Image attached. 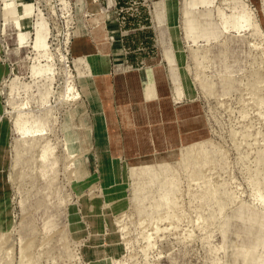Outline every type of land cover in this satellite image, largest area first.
I'll use <instances>...</instances> for the list:
<instances>
[{
  "label": "rangeland",
  "instance_id": "1",
  "mask_svg": "<svg viewBox=\"0 0 264 264\" xmlns=\"http://www.w3.org/2000/svg\"><path fill=\"white\" fill-rule=\"evenodd\" d=\"M0 264H264V0H0Z\"/></svg>",
  "mask_w": 264,
  "mask_h": 264
},
{
  "label": "crops",
  "instance_id": "2",
  "mask_svg": "<svg viewBox=\"0 0 264 264\" xmlns=\"http://www.w3.org/2000/svg\"><path fill=\"white\" fill-rule=\"evenodd\" d=\"M130 82L132 83V81H130ZM137 85H138V79H137ZM139 90H140V94H141V99H143V102H144V104L142 103L143 111H144V113L147 114V110L150 109V107H151L150 104H152V103H151V100L148 101L149 98L146 95H145L146 96L145 97L142 94L145 93V92L148 93L149 91H153L154 94H158L155 82L151 81V82H148V83H145V84H140L139 85ZM127 92H128V90H127ZM156 96H158V95H156ZM151 98L153 99V98H155V96H152ZM149 122L151 123V121H149Z\"/></svg>",
  "mask_w": 264,
  "mask_h": 264
},
{
  "label": "bare ground",
  "instance_id": "3",
  "mask_svg": "<svg viewBox=\"0 0 264 264\" xmlns=\"http://www.w3.org/2000/svg\"><path fill=\"white\" fill-rule=\"evenodd\" d=\"M24 134V133H23Z\"/></svg>",
  "mask_w": 264,
  "mask_h": 264
}]
</instances>
